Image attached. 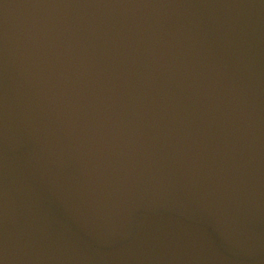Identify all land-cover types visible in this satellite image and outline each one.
<instances>
[{
	"label": "water",
	"instance_id": "1",
	"mask_svg": "<svg viewBox=\"0 0 264 264\" xmlns=\"http://www.w3.org/2000/svg\"><path fill=\"white\" fill-rule=\"evenodd\" d=\"M3 264H264V0H0Z\"/></svg>",
	"mask_w": 264,
	"mask_h": 264
},
{
	"label": "snow or ice",
	"instance_id": "2",
	"mask_svg": "<svg viewBox=\"0 0 264 264\" xmlns=\"http://www.w3.org/2000/svg\"><path fill=\"white\" fill-rule=\"evenodd\" d=\"M0 264H3V261L2 260H0Z\"/></svg>",
	"mask_w": 264,
	"mask_h": 264
}]
</instances>
